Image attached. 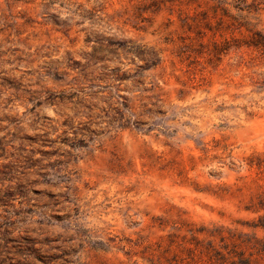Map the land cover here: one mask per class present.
<instances>
[{
  "label": "rangeland",
  "instance_id": "1",
  "mask_svg": "<svg viewBox=\"0 0 264 264\" xmlns=\"http://www.w3.org/2000/svg\"><path fill=\"white\" fill-rule=\"evenodd\" d=\"M264 0H0V264H264Z\"/></svg>",
  "mask_w": 264,
  "mask_h": 264
},
{
  "label": "trees",
  "instance_id": "2",
  "mask_svg": "<svg viewBox=\"0 0 264 264\" xmlns=\"http://www.w3.org/2000/svg\"><path fill=\"white\" fill-rule=\"evenodd\" d=\"M256 35L258 36V38L251 40L247 45L261 47L264 49V36L261 34ZM245 163L246 165H248V167H255L257 170H259V172L264 174V155H257L254 160L250 158ZM261 218L264 219V215H262ZM261 227L264 229V223L261 224Z\"/></svg>",
  "mask_w": 264,
  "mask_h": 264
}]
</instances>
